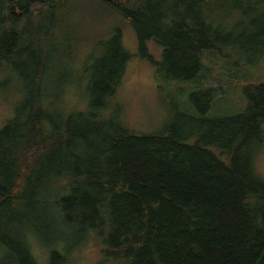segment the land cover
<instances>
[{"label":"trees","instance_id":"1","mask_svg":"<svg viewBox=\"0 0 264 264\" xmlns=\"http://www.w3.org/2000/svg\"><path fill=\"white\" fill-rule=\"evenodd\" d=\"M95 1L132 26L159 83L199 80L188 97L202 115L192 119L195 141L176 123L167 133L142 134L118 116L99 117L130 58L121 29L86 68V110L67 113L62 94L45 100L46 62L35 46L71 22L73 3L0 0V63L24 81V99L0 128V264H40L37 238L46 264H79L92 243L101 254L95 264H264V180L256 170L264 76L243 81L239 114L217 118L205 117L215 89L197 79L205 51L264 53V0ZM206 10L250 20L228 28L208 21ZM53 14L59 25L44 29ZM149 40L163 47L161 62ZM30 49L33 56L22 58Z\"/></svg>","mask_w":264,"mask_h":264},{"label":"rangeland","instance_id":"2","mask_svg":"<svg viewBox=\"0 0 264 264\" xmlns=\"http://www.w3.org/2000/svg\"><path fill=\"white\" fill-rule=\"evenodd\" d=\"M70 1L73 3L71 22L63 25V29L56 27L55 36L48 43L35 46L46 62L45 100L52 103L62 94L61 106L67 113L86 110L90 99L87 82L91 77V69L86 68L102 55L103 42L109 40L115 30L121 29L122 44L130 58L116 94L109 98L108 107L99 112V117L118 116L127 128L142 134L167 133V128L176 123L182 137L189 143L194 142L196 135L191 133L195 128L192 119L202 115L188 97L201 88L199 80L159 83L155 76L156 66L140 55L138 38L130 24L95 0ZM205 15L213 24L220 23L228 28L233 27V23L250 20L240 11L206 10ZM57 19L53 14L42 22L44 29L59 25ZM146 46L153 59L161 62L163 47L154 40L147 41ZM32 56L30 49L22 58ZM202 58L204 68L197 79L203 76L205 87L215 89V101L205 117L239 114L244 108L241 104L243 81L254 83L263 78L264 53L221 57L205 51ZM22 82L10 65L0 63V128L14 117L17 105L24 99ZM55 106L51 107L53 114L56 113ZM256 170L264 180V146L256 158ZM36 240L40 245L34 244V253L40 264H46L44 242L39 238ZM100 256V248L92 243L80 250L79 264H95Z\"/></svg>","mask_w":264,"mask_h":264}]
</instances>
